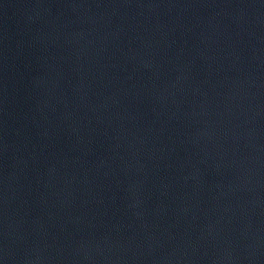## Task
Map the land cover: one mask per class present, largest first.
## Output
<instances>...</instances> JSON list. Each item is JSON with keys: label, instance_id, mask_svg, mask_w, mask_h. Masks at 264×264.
Instances as JSON below:
<instances>
[{"label": "water", "instance_id": "95a60500", "mask_svg": "<svg viewBox=\"0 0 264 264\" xmlns=\"http://www.w3.org/2000/svg\"><path fill=\"white\" fill-rule=\"evenodd\" d=\"M0 264H264V0H0Z\"/></svg>", "mask_w": 264, "mask_h": 264}]
</instances>
